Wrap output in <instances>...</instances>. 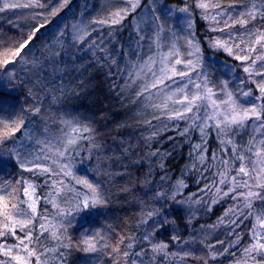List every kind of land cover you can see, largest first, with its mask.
Returning <instances> with one entry per match:
<instances>
[{
    "label": "snow or ice",
    "instance_id": "obj_1",
    "mask_svg": "<svg viewBox=\"0 0 264 264\" xmlns=\"http://www.w3.org/2000/svg\"><path fill=\"white\" fill-rule=\"evenodd\" d=\"M194 2L196 8L202 10L201 17L211 22L209 31L225 33V36L209 37L208 46L223 50L236 61L247 62L243 72L248 74L247 82L255 85V89L248 87L234 90L229 87L227 78L217 82L214 78L216 72H220L224 77L231 74L236 78L235 68L227 63L217 68L205 62L204 50L195 36L192 14L187 5L178 9L179 12L187 14L184 18L187 22L186 30L178 34L166 29L167 21L164 17L171 15L172 9L163 5L157 12L160 0H152L150 9L134 17L139 36L137 48L142 49L140 42L147 39L150 54L141 55L140 51L133 53L136 59L130 60L126 68L130 81L128 86L135 85L137 99L143 97V100L148 102L146 106L159 111L160 115L154 114L153 119L165 117L169 121H185L186 127L181 135L190 129L200 132L202 141L194 145V148L202 165L209 160L208 148L205 147L209 130L215 131L219 139L223 155L218 156L213 152L210 157L213 163L208 165L209 168L217 167L213 175L218 177V182L213 180L212 185L205 187H215V192L220 198L230 196L237 203L224 213V216L231 214L230 219L225 221L221 217L218 223L239 227L250 218L253 222L247 229L249 240L243 245L240 243L242 234L236 233L234 229L236 239L222 252L212 251L214 245H206L209 253L203 264H209V260H215L225 254L233 257L230 264H264V0H251L250 5L244 7L238 15L234 4L225 6L223 0ZM49 3L51 0H27L25 3L3 0L0 3V12L15 8L47 9L32 13L33 20L37 17L42 19L31 26L26 38L14 46L0 47V67L13 63L17 57L20 61H25L34 51V47L28 46L39 39L37 34L41 33L42 29L45 31L41 34L45 38L51 37L59 48L64 47L66 38L83 44L85 39L96 31L92 25L119 24L141 7L142 0H125V6L109 12L107 19H88L82 10L81 18L70 25L65 23V17L56 20L51 18L59 17L61 11L69 8L72 0H56L50 8ZM76 6L78 5H73ZM84 7L86 9L88 5L85 4ZM71 10L69 8V11ZM146 17L154 25V28H149V32L153 33L151 36L140 28ZM257 20H260L261 24L253 23ZM249 24H252V27L249 28ZM236 25L244 31H228ZM166 31L171 33L170 37L163 35ZM87 46L99 47L95 40ZM57 47H50L49 58L61 55ZM25 48H28L27 52H24ZM5 75L8 77L7 85L19 79L12 72H6ZM240 83L245 81L241 80ZM7 85L0 77V174L11 175L16 169L32 172L34 168H38L41 173L51 176L70 177L76 185H82L85 190H77L64 179L52 180V191L44 197V203L51 204L55 210L50 212L47 208H40L41 197L36 196L37 186L33 183L27 180L23 183L16 181L15 184L12 181H3L0 185V240L11 237L16 242L0 243V256L6 257L0 259V264H53L54 261L55 264H66L63 259L67 255L66 250L73 247L72 239L68 236V228L73 226V221L77 222L82 233V239L75 244L76 250L83 253L81 264H105V257L107 264H155L157 257L161 256L165 260L171 258L183 262L187 257L195 255L192 250H184L182 247L177 252L170 253L167 243L153 239L155 232L165 223L164 220L154 221L139 240L134 236H121L118 243H113L110 236L97 227L101 218L106 219L109 209L107 193L99 184L76 175L73 170L75 156L79 155V142L93 141L91 134L94 129L75 118L62 117L60 122L64 127L61 129V136L36 139L35 142L42 146L43 155H36L34 160L29 159L28 157L33 155L31 150L25 149L22 153L15 146L9 148L5 144L22 129V135L31 139L30 130L25 128L28 109L16 110L18 97L13 95L15 88H8ZM39 112V107L32 109L33 115ZM246 127L252 128L247 142L236 143L233 137L237 130ZM18 139L19 137H16V140ZM16 140H12L13 145ZM92 146L97 147L94 144ZM44 159L52 160L56 167L35 163ZM83 163L84 160H81V164ZM179 184L184 186L183 181ZM164 195L165 193L158 192L157 198ZM171 195L174 199L176 193ZM257 200L262 203L254 207ZM216 202L217 200L213 199L212 203ZM158 215L159 209L147 211L141 223L147 224ZM125 239L130 242L122 249L120 245ZM172 239L178 241L179 236L174 235ZM140 241H147L148 247L131 251ZM229 248L237 250L229 252ZM49 253L53 256H49ZM149 256L150 259L146 260Z\"/></svg>",
    "mask_w": 264,
    "mask_h": 264
},
{
    "label": "trees",
    "instance_id": "obj_2",
    "mask_svg": "<svg viewBox=\"0 0 264 264\" xmlns=\"http://www.w3.org/2000/svg\"><path fill=\"white\" fill-rule=\"evenodd\" d=\"M2 2L3 0H0V3ZM10 2L25 3L27 0ZM143 2V6L130 14L127 20L133 22L134 17L143 12L147 5L145 0ZM231 2L237 4L234 8L238 15L244 7L250 5L251 0H223L225 6ZM55 3L56 0H51L49 8ZM85 4L88 5L86 9ZM124 6L125 0H106L104 4L102 0H72L69 5L71 11L66 8L61 11L59 17L51 19L65 17V23L70 25L81 18L82 10L88 19H107L109 12ZM179 6L180 4H176L177 8ZM35 11L47 9L15 8L0 12V47L14 46L27 37L31 26L42 19L31 18ZM190 11L195 12L193 8ZM166 21L169 23L168 19ZM253 23L259 25L261 21ZM92 27L96 31H93L83 44L66 38L63 48L57 47L51 37L45 38L41 34L45 30L42 29L41 33L37 34L39 39L28 46L34 47V51L25 61H20L17 57L13 63L0 67V77L5 85L8 79L6 72H12L19 77L7 87L15 88L13 95L18 97L16 110L28 109L25 128L30 130L31 137L29 139L22 135V129L15 137L5 142L6 146H15L22 153L25 149L31 150L33 155L28 158L34 160L36 155H43L42 146L35 142L36 139L60 137L64 127L60 122L62 117L75 118L92 127L94 132L91 135L94 139L91 142H79V155L75 156L73 170L76 175L99 184L107 193L109 209L106 219L101 218L97 227L105 235H109L113 243H118L121 236H134L139 240L154 221L164 220L165 223L155 232L153 239L167 243L170 253L177 252L182 247L184 250H192L195 254L183 262L171 258L165 260L161 256L157 257L155 264H203L209 253L206 245H214L212 251L222 252L236 239L233 229L242 234L241 245L247 243L249 236L246 220L239 227L218 223L221 217L225 221L230 219L231 214L224 216V213L237 202L230 196L220 198L215 192V187H205L212 185L213 180L218 182V177L213 175L217 167H208L213 163L210 157L216 149L213 140L210 147H207L209 160L202 165L197 158L198 153L193 154L189 133L180 134L184 130L183 124L169 121L165 117L153 119L154 114L160 115L159 111L146 106L148 102L144 101L143 97L137 99L135 85L128 86V62L136 59L133 53L137 51L144 55L145 49H148V40L141 41L143 48L138 49L136 42L139 36L135 30L128 31L125 26L117 27L114 24H97ZM150 27L154 28L151 21L145 23L141 29L151 36ZM248 27H252V24ZM228 31L243 32L244 29L236 25ZM68 32L70 34L71 29ZM217 36H225V33L219 32ZM92 40H95L99 47H88ZM50 47H57L61 55L49 58ZM27 51L28 48H25L24 52ZM35 107H39L40 112L33 115L32 109ZM173 122L177 123L178 127ZM16 137L19 139L16 140ZM12 140H16L15 145ZM93 144L97 147H93ZM81 160H84L83 164ZM35 163L56 167L50 159L38 160ZM206 168L208 170H205ZM59 179L71 183L77 190H85L82 185H76L70 177L51 176L41 173L38 168H34L32 172L16 169L11 175L0 174V185L6 180L14 184L16 181L23 183L27 180L37 186L35 194L41 197L40 208L54 212L51 204L44 203V197L52 191V180ZM180 181H183V187L180 186ZM158 192L165 195L157 198ZM172 193H176L174 199ZM20 195L23 197L22 192ZM213 199L217 202L212 203ZM155 209H159V215L147 224H142L144 213ZM174 235L179 236L178 241L172 239ZM68 236L72 239L73 247L66 250L67 255L63 259L66 264H81L83 253L76 250L75 244L82 239V233L76 221L68 228ZM0 241L8 244L16 242L11 237ZM129 242L125 239L120 247L124 249ZM141 247H148L147 241L135 244L131 251H138ZM236 250L229 248V252ZM49 256L53 254L49 253ZM104 259L107 264V258ZM145 259H150V256ZM232 260V256L225 254L215 260H209V264H230Z\"/></svg>",
    "mask_w": 264,
    "mask_h": 264
},
{
    "label": "rangeland",
    "instance_id": "obj_3",
    "mask_svg": "<svg viewBox=\"0 0 264 264\" xmlns=\"http://www.w3.org/2000/svg\"><path fill=\"white\" fill-rule=\"evenodd\" d=\"M143 1L144 0H142L141 7L143 6V3H144ZM145 1L147 2V5L143 9V12L141 11L138 14V16L142 15L147 9H150L152 7V0H145ZM105 2H106V0H102V4H104ZM231 3L234 4V6L237 5L234 2H231ZM176 4H180L179 8L185 7L187 5L189 7V11L191 8H193L195 10V12L190 11L192 14V23H193V27H194V31H195V36L197 39L200 40L201 46L204 50L205 62L207 64H209L213 67H217V68H219L224 63H227V64H229L235 68V77L236 78H234L233 75H231V74L228 77H224L220 74V72H216L214 75L215 80L217 82H219L220 80L227 78L229 80V87L234 89V90H238L241 88L246 89L248 87L255 89V85H252V84L247 82L248 81V74L243 72V67L245 66V64L247 62L242 63L241 61H236L232 57L228 56V54L226 52H224L223 50L213 49V48L208 46V43H207L208 38L209 37H218L217 35L219 34V32L209 31V27H210L211 22L204 20L201 17L202 10L199 8H196L194 0H160V4L157 6V12H159L161 10V7L163 5H167L168 9H172L171 15H167L164 17L165 20H167V19L169 20V23L167 22L165 24L166 29H171L172 31H176L178 34L181 33L182 30H186V23L187 22L184 18L186 17L187 14L179 12L178 11L179 8L176 7ZM140 8H138L136 11H138ZM149 21H151V20L146 17L145 23L147 24V22H149ZM144 24H141L140 28L142 26H144ZM114 25L117 27L125 26L128 31L135 30L137 32L134 20H133V22L132 21L130 22L129 20H127L125 18L121 23L114 24ZM163 35L170 37L171 33L166 31ZM200 35H202V36H200ZM181 43H183V41H181ZM147 54H150L149 49H145V51H144V55L146 56ZM257 79H259V78L257 77ZM241 80L245 81V83H243V84L240 83ZM241 99H244V98L241 97ZM176 122L183 124V128L186 127L185 121H176ZM173 124L178 125L175 122H173ZM249 124H251V122H249ZM209 132H210V134L206 137L207 144L205 145V147H210L211 140H213V145H216V149L213 152H216V154L218 156L223 155L220 151L221 145H220L219 139L216 136L215 131L209 130ZM187 133H189L190 138L192 139V143H193L192 147L194 150L193 154L194 153L196 154L197 152L194 148V145L201 143V141H202L201 134L198 130H191V129ZM251 133H252L251 127L238 129L237 134L233 137V139L236 143L243 144V143L247 142L249 135ZM229 151H230V149H229ZM261 203H262L261 201L257 200L254 204V207H258ZM252 222H253V220L251 218L249 220H246V226L250 227ZM0 243H1V241H0ZM0 259H6V257L0 256Z\"/></svg>",
    "mask_w": 264,
    "mask_h": 264
}]
</instances>
